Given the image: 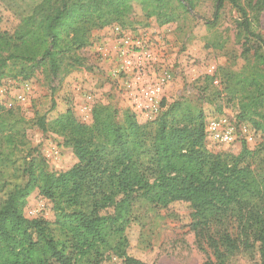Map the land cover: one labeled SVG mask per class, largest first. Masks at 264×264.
<instances>
[{
	"label": "trees",
	"instance_id": "1",
	"mask_svg": "<svg viewBox=\"0 0 264 264\" xmlns=\"http://www.w3.org/2000/svg\"><path fill=\"white\" fill-rule=\"evenodd\" d=\"M214 1V20L208 25H215L224 3H229L239 16L236 29L246 46L242 55L252 58L239 71L227 73L230 94L238 100L234 118L264 136V40L252 29L264 0ZM136 8L163 26L192 12L195 4L40 0L11 33L0 31V83L5 78L26 80L38 64L46 63L55 74L63 57L88 45L93 29L123 25ZM251 41L257 47L248 45ZM196 92L198 101L210 102ZM180 108L181 102H174L154 120L147 167L140 160L147 133L129 112L118 120L116 112L98 107L90 125L79 123L70 109L49 123L51 127L45 116L38 117L35 125L63 136L77 164L66 172H53L35 150L24 156V184L15 185L0 203V264H99L110 252L124 264H143L125 251L134 194L161 207L189 203L198 218L195 228L217 226L208 237L212 257L202 264H227L241 248L256 249L264 264V173L245 163L255 153L244 143L235 156L208 151L206 114L200 108ZM4 140L14 144L11 135ZM35 191L52 205L53 222L24 215ZM229 221L235 224V235L225 227Z\"/></svg>",
	"mask_w": 264,
	"mask_h": 264
},
{
	"label": "rangeland",
	"instance_id": "2",
	"mask_svg": "<svg viewBox=\"0 0 264 264\" xmlns=\"http://www.w3.org/2000/svg\"><path fill=\"white\" fill-rule=\"evenodd\" d=\"M39 1L0 0V31L11 33ZM193 3L192 12L182 13L174 23L163 26L136 8L123 25L111 23L93 29L88 45L63 57L55 74L45 63L33 68L26 80L20 77L1 80L0 203L15 185L24 184L23 158L27 153L33 150L40 153L53 172H66L77 164L63 136L51 128L42 132L35 125L38 117L45 116L49 124L70 109L79 123L90 125L93 111L98 107L116 112L118 120L129 112L147 133L140 158L143 167H147L152 154L154 120L172 103L181 102L180 112L200 108L206 120L237 115L238 100L230 94L232 85L227 73L239 71L246 60L252 61L250 55L247 59L242 55L246 46H243V35L236 29L239 16L225 2L215 25L210 27L208 24L214 20L216 11L215 1L193 0ZM116 27L121 29L119 35L114 30ZM252 29L264 40V8ZM125 38L129 45L123 43ZM248 45L257 47L252 41ZM123 51H128L129 57L134 55L131 59L135 66L129 71L123 68L120 54ZM156 83H162L161 110L155 119L149 120L137 109L134 95L137 90ZM196 90L210 102L198 101ZM252 131L248 140L233 145H219L206 139L205 148L212 153L235 156L244 143L255 153L245 163L264 173V136ZM7 135L13 137L11 146L4 140ZM51 206L35 191L27 199L24 215L34 211L35 215L53 222ZM197 221L189 203L178 201L161 207L134 194L131 223L126 229V254L143 264H202L208 256L212 257L208 237L215 233L217 226L195 228ZM226 224L228 231L235 235V224L231 221ZM99 264L124 262L110 252ZM227 264H260V260L256 249L241 248Z\"/></svg>",
	"mask_w": 264,
	"mask_h": 264
},
{
	"label": "built area",
	"instance_id": "3",
	"mask_svg": "<svg viewBox=\"0 0 264 264\" xmlns=\"http://www.w3.org/2000/svg\"><path fill=\"white\" fill-rule=\"evenodd\" d=\"M114 30L118 35L121 33V29L118 27L114 28ZM123 40L125 45H129L127 38ZM120 54L123 59V68L129 71L135 66V61L131 59L134 55L131 53L132 56L129 57L128 51H123ZM166 78H169V76ZM161 94L162 83H156L144 89L137 90L134 95L137 109L149 120L155 119L160 113ZM205 132L207 140L219 145H233L238 141H246L253 133L252 129L246 123L236 121L232 115H220L208 118L206 120ZM37 216L34 214V211H28V218Z\"/></svg>",
	"mask_w": 264,
	"mask_h": 264
}]
</instances>
